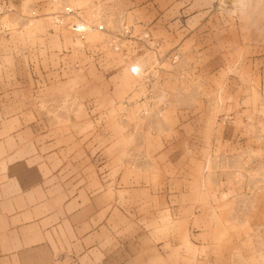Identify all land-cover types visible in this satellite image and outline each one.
I'll return each instance as SVG.
<instances>
[{"label": "rangeland", "instance_id": "374dc122", "mask_svg": "<svg viewBox=\"0 0 264 264\" xmlns=\"http://www.w3.org/2000/svg\"><path fill=\"white\" fill-rule=\"evenodd\" d=\"M110 58L119 70L122 59ZM84 59L73 60L52 99L36 105L57 117L36 121L35 146L26 137L10 155L39 162L38 192L26 199L39 212L25 234L48 235L44 213H52L57 255L49 264H264V96L242 104L247 91L234 81L226 87L223 73L210 82L174 69L160 97L161 73L145 70L154 61L143 56L129 66L140 70L132 79L138 103L113 100L109 74L122 76L113 71L98 105L97 87L86 82L96 74L85 72L94 57ZM177 124L178 164L170 161L176 145H168ZM152 129L164 132L157 133L165 150L157 152L161 137Z\"/></svg>", "mask_w": 264, "mask_h": 264}, {"label": "crops", "instance_id": "0c3cea01", "mask_svg": "<svg viewBox=\"0 0 264 264\" xmlns=\"http://www.w3.org/2000/svg\"><path fill=\"white\" fill-rule=\"evenodd\" d=\"M0 6L4 9L0 15V264H49L56 259L51 212L43 219L48 235L28 239L25 234V223L39 212L26 205L39 189L35 186L39 162L12 160L10 155L23 147L26 137L35 146L36 136L41 135L36 121L57 117L40 112L36 105L52 99L58 76L65 79L60 73L71 71L73 60L94 57L85 72L96 74V81L86 82L97 87L98 105L105 102L106 73L113 71L122 72V79L109 74V83L119 95L113 100L138 103L132 82L137 76L129 66L143 56L158 57L145 70L161 73L160 97L167 95L168 71L192 69L209 76L210 82L220 81L223 73L226 87L238 82L242 94L247 91L240 98L242 104L263 101L264 0H0ZM66 7L75 14L65 15ZM56 16L64 17V27L55 22ZM76 23L87 29L83 38L73 28ZM99 25L103 30L97 29ZM111 56L122 59L119 70ZM179 127L172 131L175 142L168 143L176 145V159L170 161L177 164L184 137ZM157 132L164 133L153 129L147 133L160 136ZM160 142L157 152L167 147L162 137Z\"/></svg>", "mask_w": 264, "mask_h": 264}, {"label": "built area", "instance_id": "2783aa9c", "mask_svg": "<svg viewBox=\"0 0 264 264\" xmlns=\"http://www.w3.org/2000/svg\"><path fill=\"white\" fill-rule=\"evenodd\" d=\"M54 1H56V0H54ZM64 14L65 15H74L75 14V11H74V9H72V8H70V7H66L65 9H64ZM55 22L57 23V24H59V25H62V24H64V17H62V16H56L55 17ZM73 28H74V30L77 32V33H80L81 34V37L83 38L84 37V35H85V33H86V31H87V29L84 27V26H82V24H74L73 25ZM97 29L98 30H103V26L102 25H99V26H97ZM131 72H132V74L133 75H135V76H138L139 74H140V70H139V67H137V66H132L131 67Z\"/></svg>", "mask_w": 264, "mask_h": 264}]
</instances>
